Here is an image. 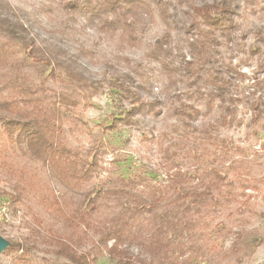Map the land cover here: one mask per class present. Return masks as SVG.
Returning <instances> with one entry per match:
<instances>
[{
	"label": "rangeland",
	"instance_id": "rangeland-1",
	"mask_svg": "<svg viewBox=\"0 0 264 264\" xmlns=\"http://www.w3.org/2000/svg\"><path fill=\"white\" fill-rule=\"evenodd\" d=\"M116 1L0 0L55 63L35 62L0 30V264H74L51 235L95 264H123L115 243L137 264H264V0H238L232 35L216 30L217 42L191 9L213 0H119L113 10ZM193 21L200 51L187 41ZM210 64L239 73L231 123L228 102L209 108ZM112 78L144 103L115 130L132 103ZM27 117L54 138L45 158L27 147ZM88 166V180L72 176ZM214 170L223 181L199 197Z\"/></svg>",
	"mask_w": 264,
	"mask_h": 264
},
{
	"label": "trees",
	"instance_id": "trees-1",
	"mask_svg": "<svg viewBox=\"0 0 264 264\" xmlns=\"http://www.w3.org/2000/svg\"><path fill=\"white\" fill-rule=\"evenodd\" d=\"M116 6H120L119 0L112 3L113 10H116ZM239 8L238 0H213V1H206L203 4L199 5H191V9L194 12V16H198L202 19L203 24L209 26V42H217L218 38L215 37L216 30H219L222 32L223 35L227 36L228 38L231 37L232 29L235 27L236 23V17L238 15L237 11ZM193 16V15H192ZM0 30L6 31L9 34H11L12 37L18 38L17 40L21 42L22 46L25 48V51L27 55L34 60L35 62L42 63L44 65L51 67V71H53L54 68V62L50 59V57H45L42 54L39 53L36 47V43L33 41H30L28 39H25L22 33L18 32L15 28L14 24L11 23L7 17H5L2 13H0ZM189 30V31H188ZM186 32L188 34L196 36V38L190 39L188 38V45L189 48L192 50H202L204 49V42L201 41L198 37V34H200L201 29H199L198 25L193 21L191 22L188 27L186 28ZM190 32V33H189ZM171 37V33L167 32L163 39L158 40V43L164 44V39ZM162 46V45H161ZM159 48V47H158ZM161 52V49H158L159 53ZM191 52V51H190ZM167 53V51H166ZM193 56V61L186 63L187 65L191 63L197 64V66H193L192 69L195 71L190 73V77L193 79H198L199 71H197L199 62H197L199 59L196 57V54L194 52H191ZM211 60V54L209 52V62ZM208 62V63H209ZM197 68V69H196ZM209 68L211 69L209 73V108L212 109V103L215 100V98H219L221 103L227 104L223 105L224 107V114L222 115L224 117V120L227 121V118L230 117L228 122H233V118L235 116V108L232 105L233 102H235V96L237 94L233 93V85L234 80L236 78V75H239L232 67L226 66V65H209ZM186 68H184L185 70ZM196 72V74H194ZM127 81H122L118 78L109 80V85L111 87H115L119 90H121V93L126 94L128 100L132 103V106L129 108V110L126 112L124 117H114L112 124L109 126V129L115 130L118 129L120 124H130L132 122V118L136 116L138 113L141 112V107L144 106L143 102H140V97L138 94H136L131 87L129 86V83L127 84ZM97 92V91H96ZM262 94V93H261ZM263 99V96H259L256 101L252 103V106L255 107V110L258 109L259 105L261 104ZM255 117H258V113H255ZM25 121H28L29 128L26 129V141H27V147L29 151L32 153L33 156L42 159L45 158L46 155L49 153V151L52 150L53 145V137L50 136L47 133V125L44 121H39L36 118H30L28 117L25 119ZM23 126V127H25ZM86 169L82 168L79 173L81 175L76 174L77 170L73 171L71 174L72 176L83 180H88L89 177L92 175L93 168L90 166L85 167ZM214 176L211 178L210 186H208L205 191L197 193L199 197L205 196V195H211L212 196V189L218 185L219 182L223 181V177L220 172L217 170L213 171ZM96 206L95 200H89L88 205ZM117 226L113 229H118L117 231H123L125 228H127L128 224H130L129 217H123L118 218ZM109 231H107L105 234V237L109 238L112 230V225L108 227ZM116 231V230H115ZM119 234L117 235V237ZM52 243L54 246V252L59 255L63 256L69 260H71L74 264H95L91 261L90 254L87 252H78L76 250V247L73 245V243L69 242L67 239L62 238L58 235H51ZM110 252L113 253H123V256H120V259L123 264H137L134 261H132L131 258H129L126 255L125 251L118 250V244L115 243L112 245L109 249ZM118 251V252H117ZM121 255V254H119ZM147 264H157L154 263V261H151Z\"/></svg>",
	"mask_w": 264,
	"mask_h": 264
},
{
	"label": "built area",
	"instance_id": "built-area-1",
	"mask_svg": "<svg viewBox=\"0 0 264 264\" xmlns=\"http://www.w3.org/2000/svg\"><path fill=\"white\" fill-rule=\"evenodd\" d=\"M6 209H3V211H5Z\"/></svg>",
	"mask_w": 264,
	"mask_h": 264
}]
</instances>
